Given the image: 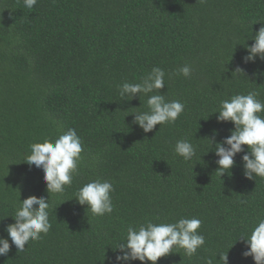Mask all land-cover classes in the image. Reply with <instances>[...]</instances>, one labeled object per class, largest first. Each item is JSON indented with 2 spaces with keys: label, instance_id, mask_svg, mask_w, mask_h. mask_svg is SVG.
Here are the masks:
<instances>
[{
  "label": "trees",
  "instance_id": "trees-1",
  "mask_svg": "<svg viewBox=\"0 0 264 264\" xmlns=\"http://www.w3.org/2000/svg\"><path fill=\"white\" fill-rule=\"evenodd\" d=\"M261 26L264 0H37L32 9L0 0V237L20 199L48 198L42 169L24 162L30 145L69 128L83 145L71 185L49 193V232L20 252L9 240L0 264H113L128 226L192 217L204 246L192 256L174 247L157 264H220L218 252L228 264H255L239 238L264 216V178L244 177L243 153L220 177L205 138L234 128L212 114L220 101L255 91L264 102V60H243ZM185 64L188 78L177 73ZM153 67L165 86L152 94L185 107L144 133L130 113L147 111V97L123 102L117 86L140 83ZM181 139L196 148L191 161L174 152ZM97 178L114 187L103 216L74 199Z\"/></svg>",
  "mask_w": 264,
  "mask_h": 264
},
{
  "label": "clouds",
  "instance_id": "clouds-1",
  "mask_svg": "<svg viewBox=\"0 0 264 264\" xmlns=\"http://www.w3.org/2000/svg\"><path fill=\"white\" fill-rule=\"evenodd\" d=\"M37 0H24V6L32 9ZM251 45H245V63L255 62L257 58L264 60V26H261ZM192 68L185 64L177 70L179 75L190 77ZM233 73H245L239 67ZM246 76V75H245ZM165 72L160 67H153L140 83L123 82L117 86L119 96L123 102L147 97V111L130 113L132 123L139 126L144 133L153 131L156 125L174 123L184 111V104L179 100H166L164 94H152L155 90L164 88ZM259 93L250 91L248 94H236L229 99L220 101L219 108L212 114H217V122H231L234 128L230 134L220 141H216L217 130L213 135L205 138L213 145L218 159L216 173L222 177L234 166L235 157L241 156L243 175L246 179L254 176L264 178V102L259 100ZM139 108V107H135ZM129 115V114H128ZM127 115V116H128ZM247 146L245 151L243 146ZM83 145L81 138L74 128H69L54 141L45 138L43 142L30 145V153L25 161L29 166L35 165L42 169L43 180L46 184L48 198L35 195L19 200L14 216V223L8 224L4 231L7 238L0 237V256H6L10 251V242L17 251H23L29 240H38L41 233L47 234L51 228L49 221V193H63L65 186L71 185L73 174L77 171L81 159ZM175 154L191 161L196 155L194 145L186 140L176 141ZM209 152V151H208ZM113 184L108 180L95 179L81 186L75 193V200L95 216H103L113 212L111 193ZM244 203V201H241ZM62 204V203H61ZM36 206V207H34ZM202 221L199 218H180L174 223H154L146 221L139 227L128 226L125 239L116 245L113 264H131L140 261L141 264L151 262L157 264L162 257L173 253V248L183 249L187 256L195 255L204 246L205 237L198 232ZM243 238L247 250L244 257L251 256L255 264H264V216L258 217L250 233ZM220 264H228V252H218ZM208 264H212L209 260Z\"/></svg>",
  "mask_w": 264,
  "mask_h": 264
}]
</instances>
